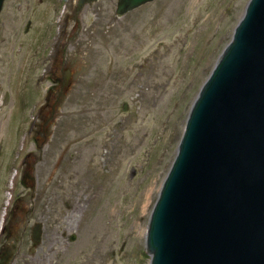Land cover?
<instances>
[{
    "label": "rangeland",
    "instance_id": "obj_1",
    "mask_svg": "<svg viewBox=\"0 0 264 264\" xmlns=\"http://www.w3.org/2000/svg\"><path fill=\"white\" fill-rule=\"evenodd\" d=\"M248 2L157 0L119 18L118 0L80 10L79 0L5 1L0 220L11 202L0 251L11 256L7 264H150L151 213L190 109Z\"/></svg>",
    "mask_w": 264,
    "mask_h": 264
},
{
    "label": "water",
    "instance_id": "obj_2",
    "mask_svg": "<svg viewBox=\"0 0 264 264\" xmlns=\"http://www.w3.org/2000/svg\"><path fill=\"white\" fill-rule=\"evenodd\" d=\"M155 1L119 0L117 14ZM145 255L150 264H264V0L249 2L191 108Z\"/></svg>",
    "mask_w": 264,
    "mask_h": 264
},
{
    "label": "flooded vegetation",
    "instance_id": "obj_3",
    "mask_svg": "<svg viewBox=\"0 0 264 264\" xmlns=\"http://www.w3.org/2000/svg\"><path fill=\"white\" fill-rule=\"evenodd\" d=\"M68 83V82H67ZM69 84V83H68ZM36 227L39 229V235L41 236V234H42V230H43V226L40 224V225H36ZM36 227H34V230L36 229ZM34 230H33V237H35L34 235H35V233H34ZM39 235H38V237H39ZM72 238L73 237H71V240H72ZM40 241V240H39ZM0 256H1V253H0ZM4 257H6L7 259H8V261H9V257H10V260H11V256L9 255V256H7L6 254L4 255ZM7 263H9V262H5V264H7ZM13 264V263H12Z\"/></svg>",
    "mask_w": 264,
    "mask_h": 264
},
{
    "label": "bare ground",
    "instance_id": "obj_4",
    "mask_svg": "<svg viewBox=\"0 0 264 264\" xmlns=\"http://www.w3.org/2000/svg\"><path fill=\"white\" fill-rule=\"evenodd\" d=\"M14 179H15V176L12 178V180H14ZM6 206H8V203L6 204ZM4 218H5V213L2 216V220H1V223H0V228H1L2 224H3Z\"/></svg>",
    "mask_w": 264,
    "mask_h": 264
}]
</instances>
